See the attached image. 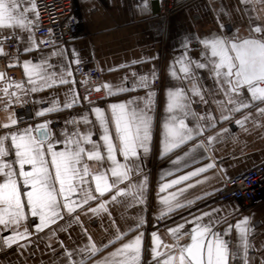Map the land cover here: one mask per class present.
<instances>
[{"label":"snow or ice","instance_id":"obj_1","mask_svg":"<svg viewBox=\"0 0 264 264\" xmlns=\"http://www.w3.org/2000/svg\"><path fill=\"white\" fill-rule=\"evenodd\" d=\"M240 3L245 6V14L250 13L244 33L236 26L225 31L226 25L217 14L220 31L194 37L203 46L200 58L194 59L189 55L193 37L184 34L182 51L170 62L169 75L176 83L166 89L160 155L163 157L193 140L195 143L182 156H177L172 164L201 149L209 155L208 162L202 166L160 184V192H166L216 167L211 156L213 145L224 139L222 134L228 129L220 128L218 132L199 139L205 132H210L220 122L233 119L236 113L253 107L260 117H264V0H240ZM136 7L141 14L150 12L149 0H143ZM240 10L236 8L237 12ZM39 15L36 0H0V30H3L0 31V57L6 58L9 67L22 66L26 77L14 79L5 71H0V106L9 113L6 122L0 123V128L7 129L0 133V231H10L0 240L6 246L32 234L23 223L29 216L38 218L39 222L33 226L40 231L57 219H62L64 211L73 214L89 200L95 201L97 197L92 195L93 191L99 193L101 199L89 211L97 215L107 213L110 219V202H124L128 208L146 203L144 190L147 176L138 184L132 182L130 177L142 172L143 159L151 152L158 92L154 86L158 78L155 67L142 75L133 71L134 79L130 86L126 83L127 75L116 84L104 82L95 85V90L103 88L109 98L139 90H144V95H131L101 107L89 100L90 92L86 89L82 99L90 107L83 114L65 119L64 126L58 132L53 130V122L47 118L34 124H24L25 118L45 117L62 108L71 109L81 102L75 87L77 79L73 65L78 68L82 61L74 48L70 50L71 58L69 49L61 45L35 60L21 59L23 54L36 51L47 43L43 39L38 41L35 36ZM10 40L13 44L6 47ZM52 43L55 45L56 42ZM52 57L57 58L55 63L51 61ZM141 62L132 60L129 63ZM199 70L207 71L212 80L211 86L202 84L203 77ZM90 79L86 76L82 83L88 84ZM181 82H187V86ZM55 85H72L66 90L62 104L58 99H53L47 107L35 109L31 117L16 115L15 107L28 103L32 99L31 94ZM33 102L42 103L40 100ZM194 103L214 104L219 116H215L209 108L203 112L195 111ZM250 119L257 126L260 125V120L255 119L251 111H244L239 118H234V124L243 129ZM21 124L24 126L20 127ZM81 124L84 125L83 130ZM94 136L97 138L93 139ZM90 161L100 167H90ZM172 171L179 172L180 168L174 167ZM172 171H166L164 175L172 176ZM123 181H128L127 186H120ZM192 186L184 183L183 187L173 192L158 195L162 207L156 214L157 220L170 219L178 210L194 206L200 197L177 198ZM77 193L80 195L73 198ZM105 193H108V199H103ZM221 211L220 207H216L181 217L179 222L166 228L167 240L161 237L158 229L153 230L150 233V260L147 264H250V249L255 247L249 240L250 217L244 216L232 223L228 217L234 209L225 214H221ZM72 220L81 223L78 215H74ZM111 222L115 229L111 238L97 245L88 236L87 244L79 249H65L66 264H86L87 261H91V264H144L145 217L138 215L125 231L120 230L115 219ZM220 225L225 226L221 229ZM234 230L238 233L235 241L232 239ZM119 241L123 242L118 247L106 252L100 259H93ZM60 243L63 245L62 241ZM261 248H264V244ZM73 255L79 259L74 260ZM261 264H264V258H261Z\"/></svg>","mask_w":264,"mask_h":264},{"label":"crops","instance_id":"obj_2","mask_svg":"<svg viewBox=\"0 0 264 264\" xmlns=\"http://www.w3.org/2000/svg\"><path fill=\"white\" fill-rule=\"evenodd\" d=\"M176 1L179 7L166 19L159 15L160 0H149L150 12L146 14H141L136 7L137 4H142L143 0H77L81 31L67 44L63 45L69 49V58H71L70 50L74 48L82 62L92 61L94 63L102 73L101 84L104 82L119 83L127 75L128 81L126 83L130 86V82L134 79L132 76L133 71L137 75H142L148 73L153 66L155 67L158 77L161 79V87L157 89L154 107L156 123L151 152L143 159L142 172L133 174L130 177L132 182L138 184L144 176H147V187L144 190L146 203L133 205V207L128 208L124 202L116 204L110 202L108 205V210L111 213L110 219L107 213L102 212L97 215L89 211V208H94L96 204L100 203L101 199L100 194L93 191L92 195L97 197L95 201L89 200L87 204L77 208L73 214L64 211L62 219H57L40 231H37L33 226L39 222L38 218L29 216L23 223L28 227L29 232L32 233L31 235L18 240L10 246H6L0 240V264H66L65 249H79L82 245L87 244L88 236H91L92 240L97 245H100L115 234V229L111 222L112 219H115L116 225L119 226L121 231H125L127 227L135 222L138 215H143L147 221L143 225L145 246L143 258L144 264H147L150 260V252L148 251L150 233L145 231V226L151 220L148 210L152 209L156 216L162 207L158 195L162 196L166 195L167 192H173L176 188L183 187L184 183H189L193 186L181 193L177 198L182 200L184 198L200 197V199L196 200L194 206L178 210L177 213L171 215L176 216V219L165 227L158 229L161 237L167 240L169 237L166 235V228L179 222L181 217H188L190 213L220 207L222 209L221 214H225L229 210L234 209L232 215L228 217L229 222L234 223L244 216L250 217L248 222V227L251 229L249 240L255 246L250 249V264H261V258H264V248H261V245L264 244V202L256 207L242 211L238 202L234 200L215 203L205 202L227 179L241 174L264 161V117H260L255 112L254 107L236 113L234 118H239L244 111H251L253 117L260 120L259 126L255 124L253 119H250L243 126V129H247L245 131L234 124L233 118L218 123L210 132H205L204 135L199 137V139H204L206 135L216 133L220 128L228 129L226 133L222 134L224 139L213 145L211 156L216 167L208 169L188 181L182 182L180 185L173 186L166 192H160L159 189V185L164 181L208 162L207 156L209 154L204 153L201 149L189 157H184L175 165L171 163L177 156H182L184 152L188 151L191 144L195 143V140L181 145L163 157L160 155L161 121L166 106V89L176 83L170 77L168 69L170 62L176 59L182 51L183 35L191 34V37H193L190 43L189 55L194 59H198L203 46L194 37H203L213 31L219 32L217 14H219L220 19L226 25L225 31H230L232 26H236L239 27L241 33L246 31L248 15H250V13L245 14L243 11L245 6L240 3V0ZM237 7L241 9L240 12L236 11ZM221 8L224 9L223 12L220 11ZM4 34L7 33L5 32ZM24 35L26 36L27 34L25 33ZM35 36L39 41L36 33ZM60 46L40 48L23 54L21 59L33 58L35 60L41 54L47 55L53 47L59 48ZM147 57H152V59H145ZM132 60L142 62L130 64L129 62ZM51 61L55 63L57 58L52 57ZM74 66L75 64L73 69ZM10 68L16 72L14 79H26L22 66L17 65ZM109 69L112 70L110 71ZM199 72L203 77L202 84L211 86L212 80L209 78L207 71L199 70ZM181 83L183 86H187V82ZM69 87H72V85H55L52 88L31 94L32 99L28 103L22 107H15L16 115L31 117L34 115L35 109L47 107L53 99H58L62 104L65 100L66 90ZM131 95H144V90L108 97V101L98 106L106 107L109 102L127 99ZM33 100H40L42 103H34ZM78 105H74L71 109L62 108L60 111L47 114L45 117L25 118L24 124H34L47 118L53 122L51 124L53 130L58 132L64 126L65 119L73 115L83 114L85 109L77 112L73 111ZM193 108L197 112H203L206 108H209L215 116H219L215 105L211 103L208 105L194 103ZM8 114V111L0 106V123L6 122ZM24 124H21L20 127H23ZM68 127L71 128V125ZM80 127L81 130L84 129L83 124ZM4 131H7V129L0 128V133ZM233 136L236 137L235 140ZM96 138V136L93 137V139ZM89 164L92 168L100 167L99 164L91 161ZM185 164H187V167H184ZM174 167H179L180 171H172ZM166 171H172V176H165L164 172ZM162 176L163 179H161ZM195 181L200 182L195 183ZM127 184L128 181H123L120 186L125 187ZM92 187L94 188V185ZM204 193H208V195H204ZM79 195L80 193L74 194L73 198ZM103 199H108V193L104 194ZM118 199L120 198L118 197ZM74 215L79 216L81 223L73 222L72 217ZM224 226L220 225L219 227L222 229ZM61 228L66 230L62 231L60 230ZM85 229L87 230L86 232L84 231ZM9 234V230L0 231V237ZM237 236L238 233L234 230L232 239L235 241ZM61 241L63 245H61ZM120 242L123 241L109 246L94 256L93 259H100L106 252L118 247ZM73 259L76 260L79 257L73 255ZM86 264H91V261H87Z\"/></svg>","mask_w":264,"mask_h":264},{"label":"built area","instance_id":"obj_3","mask_svg":"<svg viewBox=\"0 0 264 264\" xmlns=\"http://www.w3.org/2000/svg\"><path fill=\"white\" fill-rule=\"evenodd\" d=\"M36 3L40 15L35 33L39 40L43 39L47 42L46 45H41V49L65 45L80 33L81 21L77 0H36ZM178 7L176 0H160L159 15L167 19ZM49 29L52 31L49 32ZM53 41L56 42L55 45H53ZM8 44H13V41H8L6 47ZM0 71H6L8 76L12 78L16 76V72L8 66L4 57H0ZM74 75L77 79L76 87L81 97L80 104L73 109L74 112L90 107L88 102L82 99L86 94V89L90 92L89 100L93 101L95 105H102L109 100L103 88L98 91L95 90V85L101 84L102 73L92 61H83L78 68L75 65ZM86 76L91 79L88 84H83L82 81ZM154 86L156 89L161 87L159 77L154 81ZM263 177L264 161L227 179L205 202L215 203L234 200L238 202L241 211L256 207L264 202V196H261L260 193L264 188L261 189L259 186L264 187V184L259 181ZM148 212L151 219L145 226V231L148 233L163 228L176 219V216H171L170 219L157 220L152 209H149Z\"/></svg>","mask_w":264,"mask_h":264},{"label":"bare ground","instance_id":"obj_4","mask_svg":"<svg viewBox=\"0 0 264 264\" xmlns=\"http://www.w3.org/2000/svg\"><path fill=\"white\" fill-rule=\"evenodd\" d=\"M259 181L262 182V183L264 184V177L261 178ZM260 193H261V196H264V190H262V192H260Z\"/></svg>","mask_w":264,"mask_h":264},{"label":"rangeland","instance_id":"obj_5","mask_svg":"<svg viewBox=\"0 0 264 264\" xmlns=\"http://www.w3.org/2000/svg\"><path fill=\"white\" fill-rule=\"evenodd\" d=\"M260 186V188L262 189V188H264L263 186H261V185H259Z\"/></svg>","mask_w":264,"mask_h":264}]
</instances>
